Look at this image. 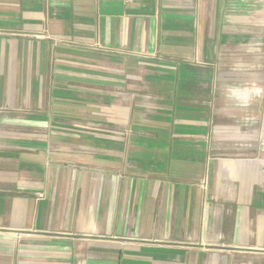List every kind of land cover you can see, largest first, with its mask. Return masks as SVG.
<instances>
[{
    "label": "crops",
    "instance_id": "1",
    "mask_svg": "<svg viewBox=\"0 0 264 264\" xmlns=\"http://www.w3.org/2000/svg\"><path fill=\"white\" fill-rule=\"evenodd\" d=\"M260 88L264 0H0V264H264Z\"/></svg>",
    "mask_w": 264,
    "mask_h": 264
},
{
    "label": "clouds",
    "instance_id": "2",
    "mask_svg": "<svg viewBox=\"0 0 264 264\" xmlns=\"http://www.w3.org/2000/svg\"><path fill=\"white\" fill-rule=\"evenodd\" d=\"M253 95L259 97V96H264V88L256 89Z\"/></svg>",
    "mask_w": 264,
    "mask_h": 264
},
{
    "label": "rangeland",
    "instance_id": "3",
    "mask_svg": "<svg viewBox=\"0 0 264 264\" xmlns=\"http://www.w3.org/2000/svg\"><path fill=\"white\" fill-rule=\"evenodd\" d=\"M84 125H85V126H92L91 123H84ZM117 130H118V128H117ZM119 132H120L119 130H118V131H114V130H113V133H116V134L118 135V137L121 136V135L119 134Z\"/></svg>",
    "mask_w": 264,
    "mask_h": 264
},
{
    "label": "built area",
    "instance_id": "4",
    "mask_svg": "<svg viewBox=\"0 0 264 264\" xmlns=\"http://www.w3.org/2000/svg\"><path fill=\"white\" fill-rule=\"evenodd\" d=\"M127 1H132V0H127Z\"/></svg>",
    "mask_w": 264,
    "mask_h": 264
}]
</instances>
